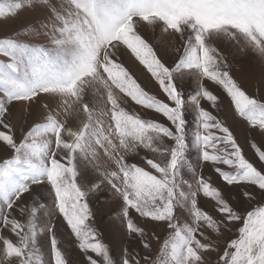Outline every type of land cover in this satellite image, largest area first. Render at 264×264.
Wrapping results in <instances>:
<instances>
[{
	"label": "snow or ice",
	"instance_id": "snow-or-ice-1",
	"mask_svg": "<svg viewBox=\"0 0 264 264\" xmlns=\"http://www.w3.org/2000/svg\"><path fill=\"white\" fill-rule=\"evenodd\" d=\"M24 12L33 22L0 37V264H264V99L229 62L236 49L264 63V0H0V28ZM223 94L254 160L213 114ZM101 194L120 211L119 255L95 227Z\"/></svg>",
	"mask_w": 264,
	"mask_h": 264
},
{
	"label": "rangeland",
	"instance_id": "rangeland-1",
	"mask_svg": "<svg viewBox=\"0 0 264 264\" xmlns=\"http://www.w3.org/2000/svg\"><path fill=\"white\" fill-rule=\"evenodd\" d=\"M35 19L34 14L29 12H24L21 16L12 21H8L2 28H0V37L14 33L20 29H22L25 25L30 24ZM145 36L151 41L153 39V33L150 29H144ZM20 39H28L27 37H20ZM171 37L161 36L160 45L158 46V50L160 54L163 56L165 52V46L168 45ZM40 42V41H37ZM223 48V45H220ZM167 59V56H164ZM3 59V57H0ZM123 61L126 67L130 69V71L141 81L147 82L150 78V74L146 72L142 65L139 64L138 61L135 60L134 57L126 54L123 57ZM229 62L231 63V75L234 79H236L248 92L249 95L256 96L259 99H264V63H261L258 58H256L251 53L244 54L240 53L236 49L230 50ZM154 83V82H153ZM195 88V84H192V89ZM214 91L221 92L222 90L217 86L214 88ZM219 110H213V114H219L220 118L224 120L225 124L232 128L234 135L237 137L238 143L245 150L246 157L250 160L255 159L254 150L251 148V142L253 140L252 134L249 131L248 125L245 121L240 119L234 112L232 105L230 103L229 98L226 94L221 96V101ZM205 107H208L207 103H204ZM36 106L33 105V108ZM136 110L140 112L142 116H144L145 110L140 109L139 106H136ZM15 119L18 123H23L25 119V114L23 112V105L17 104L13 109ZM194 113L190 112L188 115L189 121V132L194 128ZM145 118H147L145 116ZM191 138V135H190ZM255 142L258 146L264 147V140L256 137ZM6 155L5 153L0 152V157ZM189 159L193 162V164L197 163V154L195 149H191L188 153ZM205 175H211L213 179V183L221 184L222 181L219 180L218 176L212 172L207 166L204 167ZM186 178H188L186 174ZM43 196L47 199L49 203H51L52 198L48 196L47 192L43 193ZM202 203L209 210L212 208V202H208L207 200H202ZM93 210L96 213L95 216V227L102 234V242L108 244L112 249H114L119 255L120 251L124 247H128V239L126 233L124 231L123 225L120 223V211L118 205L113 202V198L110 194L104 195L101 194L99 200H94L93 202ZM181 215H185L181 213ZM239 224H234L233 229L238 228ZM60 232L64 234V238L66 241V246L70 247L72 251L73 258L77 261L82 259V256L78 254V249L75 248L74 245H70L67 243V230L61 226ZM235 236V231L233 233H225L223 237L220 238L221 243V251L223 250L226 242ZM43 249L45 252V258H49L48 256V243L46 240L42 241ZM156 245L154 244V247ZM213 260L216 259V254H212Z\"/></svg>",
	"mask_w": 264,
	"mask_h": 264
}]
</instances>
